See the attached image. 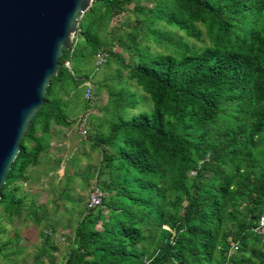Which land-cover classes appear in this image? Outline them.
Returning <instances> with one entry per match:
<instances>
[{"label": "trees", "instance_id": "obj_1", "mask_svg": "<svg viewBox=\"0 0 264 264\" xmlns=\"http://www.w3.org/2000/svg\"><path fill=\"white\" fill-rule=\"evenodd\" d=\"M145 1L93 0L79 19L80 55L94 56L104 49L102 23L131 2L146 9L145 30L135 27L139 40L122 49L128 78L152 105L128 118L118 113L98 139L111 148L109 179L97 173L110 195L78 220L62 264H264L253 231L264 209V0ZM158 21L210 44L180 37L174 53L153 52L148 41H160ZM66 57L64 50L0 189L8 213L24 201L9 186L38 160L51 121L70 122L55 88L65 87L66 76L69 84L88 77L69 71ZM121 90L114 105L135 108L134 92ZM100 221L108 226L95 228ZM149 239L150 250L140 246Z\"/></svg>", "mask_w": 264, "mask_h": 264}, {"label": "rangeland", "instance_id": "obj_2", "mask_svg": "<svg viewBox=\"0 0 264 264\" xmlns=\"http://www.w3.org/2000/svg\"><path fill=\"white\" fill-rule=\"evenodd\" d=\"M139 3L145 5L148 2L140 0ZM146 14V9H137L131 2L121 13L101 24L100 35L108 57L100 65H95L94 56L80 55L83 38L79 36L69 60L73 73L91 76L94 81L95 112L89 115L88 135L82 137L77 125V118L87 105L82 84H69V76H66L65 87L57 86L54 92L66 101L64 111L69 124L58 125L51 121L49 131L43 136L45 146L38 160L25 168V178L9 186H14L15 194L24 200L19 212L8 213L0 206V244L3 248L0 264L63 263L78 220L90 211L87 207L90 191L94 183L100 184L97 173L104 172L102 175L109 179L107 156L111 148L98 139L109 133L110 123L117 119L118 113L128 118L142 110H151L149 95L128 78V52L122 49V43L132 48L139 40L132 37V33L139 24L141 30H145L139 20ZM155 27L160 41L149 39L148 43L156 53H174L180 37L200 48L210 44L206 36L201 41L186 37L182 31L162 21L156 22ZM122 87L132 90L139 99L135 108L119 110L118 105H114V100L122 94ZM37 134L42 133L39 130ZM109 195L108 192L106 197ZM101 207L106 209L103 205ZM106 226L100 221L94 227L103 229ZM153 242L146 241L140 246L150 250ZM235 250L233 245L230 253Z\"/></svg>", "mask_w": 264, "mask_h": 264}, {"label": "water", "instance_id": "obj_3", "mask_svg": "<svg viewBox=\"0 0 264 264\" xmlns=\"http://www.w3.org/2000/svg\"><path fill=\"white\" fill-rule=\"evenodd\" d=\"M93 0H0V189Z\"/></svg>", "mask_w": 264, "mask_h": 264}, {"label": "built area", "instance_id": "obj_4", "mask_svg": "<svg viewBox=\"0 0 264 264\" xmlns=\"http://www.w3.org/2000/svg\"><path fill=\"white\" fill-rule=\"evenodd\" d=\"M79 41L78 29L71 36V45L68 49V57H66L63 61V65L71 71L70 60L69 58L73 54L74 49L76 48ZM108 52L101 48L96 51L94 55L95 65H100L107 60ZM72 72V71H71ZM73 73V72H72ZM82 87H83V99L87 103V107L85 110L78 116L77 125L82 137H86L88 135V119L90 114H94V81L91 76L86 78H81ZM193 173V171H191ZM107 193L97 184L94 183L89 195V203L87 205L88 209H94L102 204L103 199L106 197ZM253 231L256 233L261 242L264 245V209L258 215L255 225L253 226ZM264 251V248H263Z\"/></svg>", "mask_w": 264, "mask_h": 264}, {"label": "crops", "instance_id": "obj_5", "mask_svg": "<svg viewBox=\"0 0 264 264\" xmlns=\"http://www.w3.org/2000/svg\"><path fill=\"white\" fill-rule=\"evenodd\" d=\"M86 107H87V105H86ZM67 119H68V117H67ZM69 120V119H68ZM58 125H60V124H58Z\"/></svg>", "mask_w": 264, "mask_h": 264}]
</instances>
